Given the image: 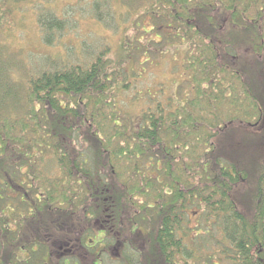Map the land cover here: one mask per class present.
<instances>
[{"label":"trees","instance_id":"16d2710c","mask_svg":"<svg viewBox=\"0 0 264 264\" xmlns=\"http://www.w3.org/2000/svg\"><path fill=\"white\" fill-rule=\"evenodd\" d=\"M21 1L0 0V32ZM88 3L108 27L147 18L155 42L184 45L194 94L133 125L105 48L17 69L0 38V264H264V132L251 163L228 143L235 122L264 131V0ZM45 8L50 46L66 20Z\"/></svg>","mask_w":264,"mask_h":264},{"label":"rangeland","instance_id":"374dc122","mask_svg":"<svg viewBox=\"0 0 264 264\" xmlns=\"http://www.w3.org/2000/svg\"><path fill=\"white\" fill-rule=\"evenodd\" d=\"M25 3H17L21 12H10V30L0 32L3 44L8 47L6 58L13 59L16 68L18 64L19 69L23 64L25 68L36 64L41 55L46 59H59L65 55L69 59L79 60V56H85L84 48L95 51L105 48L107 67L119 69L112 74L110 97L119 116L126 115L127 123L133 125L139 120L142 109L154 107L157 100L165 103L170 93L177 94V101L193 96L194 90L188 84L187 73L182 66L184 45L178 41H169L170 45L162 41L155 42L159 36L148 30L150 26L147 18L135 26L128 23L117 26L116 23L108 27L95 18L88 0H26ZM41 6L53 10L66 20L60 39L50 46H43L39 41L35 16ZM136 28H140L137 33ZM123 40L131 45L125 48ZM16 75H21L19 70ZM235 125L236 122L228 130L237 129L239 132L230 131L228 143L232 145L234 140L240 141L239 150L244 162L251 163L253 156L259 153L261 133L264 131L246 132L243 128H234ZM186 159L189 160V157ZM193 208L194 205H191L188 209L191 224L196 222Z\"/></svg>","mask_w":264,"mask_h":264}]
</instances>
